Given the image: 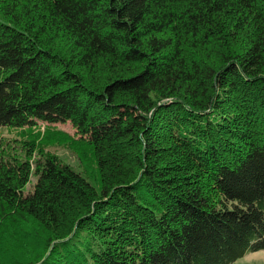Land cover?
Wrapping results in <instances>:
<instances>
[{
    "label": "trees",
    "instance_id": "1",
    "mask_svg": "<svg viewBox=\"0 0 264 264\" xmlns=\"http://www.w3.org/2000/svg\"><path fill=\"white\" fill-rule=\"evenodd\" d=\"M37 122L71 123L100 181L0 155V227L45 228L27 264L264 250V0H0V130Z\"/></svg>",
    "mask_w": 264,
    "mask_h": 264
},
{
    "label": "rangeland",
    "instance_id": "2",
    "mask_svg": "<svg viewBox=\"0 0 264 264\" xmlns=\"http://www.w3.org/2000/svg\"><path fill=\"white\" fill-rule=\"evenodd\" d=\"M27 142H32L33 145ZM41 152L56 156L72 169L79 171L93 187L98 188L100 174L95 156L71 123L37 122L30 129L0 130V155L21 160L29 158L33 169V162ZM34 183L35 176L32 172L24 191H30ZM44 230L45 228L31 220L0 227L1 264H27L40 252V237ZM230 264H264V250L248 252Z\"/></svg>",
    "mask_w": 264,
    "mask_h": 264
}]
</instances>
